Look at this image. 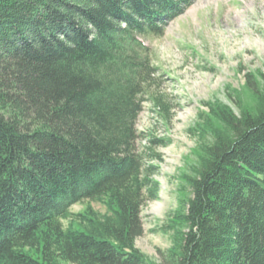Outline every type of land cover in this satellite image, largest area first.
I'll return each mask as SVG.
<instances>
[{
  "label": "trees",
  "instance_id": "16d2710c",
  "mask_svg": "<svg viewBox=\"0 0 264 264\" xmlns=\"http://www.w3.org/2000/svg\"><path fill=\"white\" fill-rule=\"evenodd\" d=\"M190 2L0 0V264H264V70L202 101L171 244H135L168 143L136 120L171 114L144 37Z\"/></svg>",
  "mask_w": 264,
  "mask_h": 264
},
{
  "label": "rangeland",
  "instance_id": "374dc122",
  "mask_svg": "<svg viewBox=\"0 0 264 264\" xmlns=\"http://www.w3.org/2000/svg\"><path fill=\"white\" fill-rule=\"evenodd\" d=\"M144 42L151 48L159 91L165 94L171 114L165 120L144 101L136 120L139 132L168 138V143L155 147L160 159L153 160L157 169L153 178L159 191L142 205L143 232L135 244L161 261L162 251L171 244V231L163 228L185 184L181 172L189 171L196 160L191 149L198 134L191 128L204 108L202 101L218 98L237 111L226 85L242 88L246 72L264 70V0H191L167 20L160 35L146 36ZM144 142L140 139L139 145ZM185 190L189 192V187ZM81 206L74 203L71 209Z\"/></svg>",
  "mask_w": 264,
  "mask_h": 264
}]
</instances>
